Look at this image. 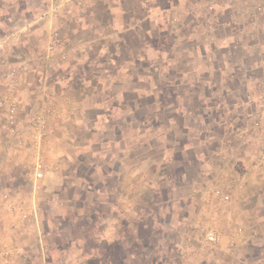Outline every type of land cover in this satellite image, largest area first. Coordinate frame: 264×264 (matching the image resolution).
Segmentation results:
<instances>
[{
    "label": "crops",
    "instance_id": "0c3cea01",
    "mask_svg": "<svg viewBox=\"0 0 264 264\" xmlns=\"http://www.w3.org/2000/svg\"><path fill=\"white\" fill-rule=\"evenodd\" d=\"M48 1L0 0L6 59L27 68L17 115L0 109V193L25 181L27 196L31 118L57 114L38 195L45 264H264V0H94L77 21L42 18ZM51 31L65 62L60 47L39 61ZM208 229L218 246L179 255L181 231L197 250ZM37 236L0 213V248L44 264Z\"/></svg>",
    "mask_w": 264,
    "mask_h": 264
},
{
    "label": "built area",
    "instance_id": "2783aa9c",
    "mask_svg": "<svg viewBox=\"0 0 264 264\" xmlns=\"http://www.w3.org/2000/svg\"><path fill=\"white\" fill-rule=\"evenodd\" d=\"M94 0H49L46 9L42 14V18L49 20L61 19L63 13L70 14L74 21L81 19L90 9ZM14 35L0 39V67L4 68L3 85L7 94L0 98V109H5L6 117L12 121L18 113V86L23 74L27 72L25 64L13 66L8 63L5 51ZM67 41L59 36L56 31H51L50 41L43 53L39 56V61L44 63L45 60L53 59V53L57 48L63 50L57 58L59 62L67 60V54L64 49L67 48ZM46 96L50 99L53 94ZM57 114L50 106L41 107L40 111L31 118L30 128L32 129L31 145L34 149V159L32 162L31 172L29 174V183L26 186L28 194L23 196L22 191L25 190V181L16 192L3 191L0 193V213L17 217L19 223L23 226L34 225L38 232L37 243L39 251H41V263L46 262L45 248L42 245L41 225L39 222L38 195L42 190V181L45 179L49 168L46 158L42 154L44 142L48 138L47 119L55 118ZM256 128L259 130V120L255 121ZM223 239V235L215 230H206L198 242L197 250H193L194 239L191 232L181 231L178 242L177 251L181 257H190L193 254L207 253L218 246ZM236 242L234 237H229L227 250L230 255L234 254ZM0 264H36L30 255L18 245L4 244L0 248Z\"/></svg>",
    "mask_w": 264,
    "mask_h": 264
},
{
    "label": "rangeland",
    "instance_id": "374dc122",
    "mask_svg": "<svg viewBox=\"0 0 264 264\" xmlns=\"http://www.w3.org/2000/svg\"><path fill=\"white\" fill-rule=\"evenodd\" d=\"M38 237V236H37Z\"/></svg>",
    "mask_w": 264,
    "mask_h": 264
}]
</instances>
